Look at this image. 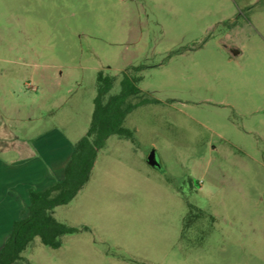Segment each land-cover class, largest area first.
Segmentation results:
<instances>
[{
  "label": "rangeland",
  "instance_id": "rangeland-1",
  "mask_svg": "<svg viewBox=\"0 0 264 264\" xmlns=\"http://www.w3.org/2000/svg\"><path fill=\"white\" fill-rule=\"evenodd\" d=\"M132 67L129 101L149 100L124 120L134 141L110 136L55 209L88 230L34 238L22 264H264V0H0V110L19 135L75 143L97 73L113 94Z\"/></svg>",
  "mask_w": 264,
  "mask_h": 264
},
{
  "label": "trees",
  "instance_id": "trees-1",
  "mask_svg": "<svg viewBox=\"0 0 264 264\" xmlns=\"http://www.w3.org/2000/svg\"><path fill=\"white\" fill-rule=\"evenodd\" d=\"M140 70L139 67H132L121 72L120 89L113 94L110 91L115 77L101 71L97 73L93 110L86 132L74 143L61 180L43 189L27 190L29 204L25 216L13 222L11 232L0 250V264L26 262L22 252L36 237L42 245L57 249L61 246L63 236L88 230L56 220L53 210L72 201L88 182L97 154L110 136L134 141L132 131L125 128L123 123L132 110L149 102L147 99L136 103L129 101L140 96L138 83L141 76L135 74Z\"/></svg>",
  "mask_w": 264,
  "mask_h": 264
},
{
  "label": "crops",
  "instance_id": "crops-1",
  "mask_svg": "<svg viewBox=\"0 0 264 264\" xmlns=\"http://www.w3.org/2000/svg\"><path fill=\"white\" fill-rule=\"evenodd\" d=\"M25 132L19 135L0 110V250L13 222L25 216L29 204L27 190L43 189L61 180L74 145L58 131L51 130L38 136L29 130Z\"/></svg>",
  "mask_w": 264,
  "mask_h": 264
},
{
  "label": "water",
  "instance_id": "water-1",
  "mask_svg": "<svg viewBox=\"0 0 264 264\" xmlns=\"http://www.w3.org/2000/svg\"><path fill=\"white\" fill-rule=\"evenodd\" d=\"M230 52H231V54H232L233 56H235V55L238 54V51H237L236 49H232ZM146 162H147V164H148L149 166H151V167H154V168H158V167H159V163H158V161H157V159H156V156H155L154 151H151V152L149 153V155H148L147 158H146Z\"/></svg>",
  "mask_w": 264,
  "mask_h": 264
}]
</instances>
